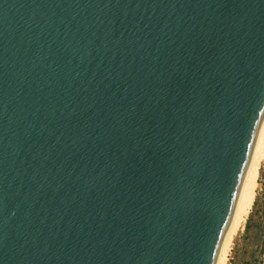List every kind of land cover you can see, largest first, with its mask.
I'll return each mask as SVG.
<instances>
[{
    "label": "water",
    "instance_id": "obj_1",
    "mask_svg": "<svg viewBox=\"0 0 264 264\" xmlns=\"http://www.w3.org/2000/svg\"><path fill=\"white\" fill-rule=\"evenodd\" d=\"M264 117V0H0V264H217Z\"/></svg>",
    "mask_w": 264,
    "mask_h": 264
},
{
    "label": "rangeland",
    "instance_id": "obj_2",
    "mask_svg": "<svg viewBox=\"0 0 264 264\" xmlns=\"http://www.w3.org/2000/svg\"><path fill=\"white\" fill-rule=\"evenodd\" d=\"M260 182L246 222L231 235L225 264H264V168Z\"/></svg>",
    "mask_w": 264,
    "mask_h": 264
},
{
    "label": "bare ground",
    "instance_id": "obj_3",
    "mask_svg": "<svg viewBox=\"0 0 264 264\" xmlns=\"http://www.w3.org/2000/svg\"><path fill=\"white\" fill-rule=\"evenodd\" d=\"M264 168V117L261 122L257 141L253 151L251 163L245 175L241 191L237 200L234 215L225 236L217 264H225L229 240L233 232L238 230L247 220L256 197L262 187L261 175ZM235 234V233H234ZM234 239V238H233ZM231 244V243H230ZM230 256V255H229Z\"/></svg>",
    "mask_w": 264,
    "mask_h": 264
}]
</instances>
